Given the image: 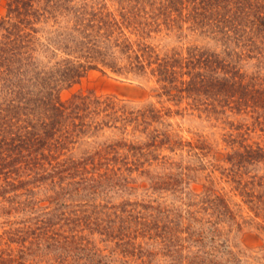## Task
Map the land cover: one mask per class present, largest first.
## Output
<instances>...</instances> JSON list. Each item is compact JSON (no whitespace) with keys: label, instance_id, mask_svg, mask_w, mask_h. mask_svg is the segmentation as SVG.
I'll return each instance as SVG.
<instances>
[{"label":"rangeland","instance_id":"rangeland-1","mask_svg":"<svg viewBox=\"0 0 264 264\" xmlns=\"http://www.w3.org/2000/svg\"><path fill=\"white\" fill-rule=\"evenodd\" d=\"M98 1L117 18L141 12L159 52L215 54L225 80L230 70L264 90V0L225 5L235 23L221 33L189 22L167 27L163 16L152 22L154 0ZM73 93L158 113L90 131L45 151L43 165L0 175V253L10 239L30 247L22 254L11 244L9 264H264V159L248 157L264 149V108L226 101L212 109L162 94L154 79L108 70H89L60 97ZM109 144L116 150L97 153Z\"/></svg>","mask_w":264,"mask_h":264},{"label":"trees","instance_id":"trees-1","mask_svg":"<svg viewBox=\"0 0 264 264\" xmlns=\"http://www.w3.org/2000/svg\"><path fill=\"white\" fill-rule=\"evenodd\" d=\"M1 1L6 12L0 16V175L6 178L18 174L22 166L26 170L43 165L41 161L50 156L45 151L63 148L71 139L158 113L150 108L130 109L111 95L73 93L63 101L60 93L77 84L89 70L154 79L162 94L178 100L190 98L212 109L226 101L234 109L248 103L264 108V90H254V84L245 83L230 70L225 80V66L217 55L196 48H189L185 55L159 52L148 41L152 31L141 12H121L117 18L98 0ZM155 1L157 14L150 18L155 22L163 16L167 27L181 29L179 23L189 22V29L207 27L221 33L235 23L234 13L228 14L224 6L234 5L236 0ZM173 13L176 18L170 19ZM114 150L116 145L109 144L97 153ZM248 153L251 161L264 159L260 147L256 153ZM9 242L6 253H0L7 264L13 262L11 244H19L16 251L22 254L30 248L23 246V239ZM86 244L89 246L84 244L83 252L94 249L89 241ZM94 257L87 254L86 262Z\"/></svg>","mask_w":264,"mask_h":264}]
</instances>
